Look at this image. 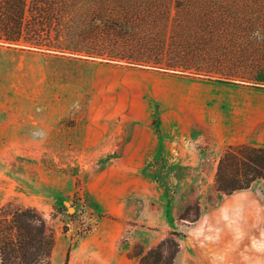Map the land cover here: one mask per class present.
<instances>
[{"label":"rangeland","instance_id":"1","mask_svg":"<svg viewBox=\"0 0 264 264\" xmlns=\"http://www.w3.org/2000/svg\"><path fill=\"white\" fill-rule=\"evenodd\" d=\"M263 106V88L0 44L1 118L65 128L121 123L129 133L149 122L174 139L173 150L162 152L161 142L137 170L138 156L0 140V207L12 201L42 215L54 237L50 264H139L134 255L170 233L179 245L173 264H264V181L229 196L214 186L228 146L264 148Z\"/></svg>","mask_w":264,"mask_h":264},{"label":"trees","instance_id":"2","mask_svg":"<svg viewBox=\"0 0 264 264\" xmlns=\"http://www.w3.org/2000/svg\"><path fill=\"white\" fill-rule=\"evenodd\" d=\"M0 44L264 89V0H0ZM257 180L264 181V148L222 152L219 193ZM177 236L134 257L173 264ZM53 246L37 210L12 201L0 207V264H50Z\"/></svg>","mask_w":264,"mask_h":264},{"label":"crops","instance_id":"3","mask_svg":"<svg viewBox=\"0 0 264 264\" xmlns=\"http://www.w3.org/2000/svg\"><path fill=\"white\" fill-rule=\"evenodd\" d=\"M242 103L248 113H254L255 104L252 100ZM262 108L264 110V106ZM4 113L5 112L0 109V140L56 141L55 143H45L54 146L49 148L52 150L59 149L57 143L63 140L67 145L66 148L72 150L69 152L71 154L95 156L117 154L121 157L138 156L139 160L137 164L131 168L132 170L141 168L145 159L151 158L161 152V142L162 152L173 150L174 139H169V137L167 139L158 135L155 130L151 129L149 122L141 123L138 126V133L135 132V130H137L135 127H132L129 133V128L121 125V123L111 125L110 129L106 127L108 123H105L104 126H97V123L94 121H89L82 125H77V123H75L73 127L65 128V123L63 121L50 120L42 123L32 121L24 123L1 118V115ZM256 123L255 120L252 121L251 126H249L247 130L248 134L254 131ZM77 130L80 131L78 135L71 137L70 133H74ZM108 130H110L109 133H107ZM64 132L65 134L69 133V136H66ZM75 146H78V148H75ZM113 249L115 250V248ZM89 253L90 252L87 253L88 256ZM111 255L112 251H109L108 255L104 254L102 256L105 260H109ZM98 261L103 260L99 259ZM95 264H100V262H96Z\"/></svg>","mask_w":264,"mask_h":264}]
</instances>
